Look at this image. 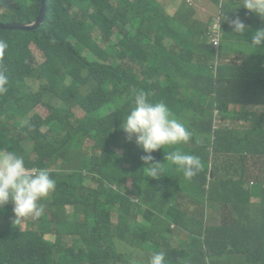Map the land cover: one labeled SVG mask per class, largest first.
Returning <instances> with one entry per match:
<instances>
[{"label":"trees","instance_id":"16d2710c","mask_svg":"<svg viewBox=\"0 0 264 264\" xmlns=\"http://www.w3.org/2000/svg\"><path fill=\"white\" fill-rule=\"evenodd\" d=\"M45 1L46 19L39 28L0 27V40L8 44L0 56L8 78L7 91L0 94V149L15 151L28 165L52 169L58 189L38 219L15 221L13 204L0 205V264H147L162 250L165 264H212L193 256L191 230L178 229L188 234L185 249L174 245L169 220L183 226L173 201L186 183L172 168L164 173L168 179L147 176L141 159L147 153L121 128L134 97L118 88L147 89L195 135L193 150L203 157V171L187 185L196 201L250 205L253 191L244 189L235 162L253 156L264 163V109H248L264 106V44L250 46L264 20L240 6L242 0H211L222 27L215 45L209 26L187 2L169 14L157 0L152 6L147 0ZM42 2L0 0V23H32ZM141 3L147 14H142L143 30H137V16L128 11ZM152 10L169 17L163 21ZM237 16L249 26L243 34H233L228 22ZM33 44L43 52V62ZM233 50L240 55L226 61ZM232 104L242 109H231ZM38 106L48 114L39 113ZM216 112L225 120L250 121L252 128L213 134ZM223 157L228 167L222 168ZM211 159L215 174L208 178ZM249 211L241 213L249 216ZM216 240L225 253L237 249L248 253L252 264H264L259 261L264 211L254 210Z\"/></svg>","mask_w":264,"mask_h":264},{"label":"clouds","instance_id":"9594fccd","mask_svg":"<svg viewBox=\"0 0 264 264\" xmlns=\"http://www.w3.org/2000/svg\"><path fill=\"white\" fill-rule=\"evenodd\" d=\"M157 1L167 11L163 4L159 0ZM240 6L248 9L250 12H255L264 20V0H242ZM216 17L219 18L218 15H216ZM225 19H227V17L224 16L223 20ZM212 21H215V17L212 18ZM228 22L232 27L233 34H243L249 28L239 16ZM219 26L222 28L221 21L219 22ZM209 28L211 32H214V27L209 26ZM262 44H264V27L258 28L252 34V43L250 46L255 48ZM7 47V42L0 40V56H3ZM7 83V76L4 74V71L0 69V94L7 91ZM150 95H152L151 92L148 93L143 89L133 93L134 99L132 106L128 113L126 115L124 114L121 128L126 134V139L128 141L134 140L136 145L141 148L144 153H147V155L141 157L145 162L144 164L147 166V176H150L154 180L168 179V177L164 175L168 168L175 169L180 173L181 178L186 184L179 187L173 203L176 207V213L180 215L184 225L191 219V214L182 209L180 203L181 201L190 199L189 204L195 206L197 201L194 196L193 187L187 184L193 183L203 171V157L193 150L195 135L192 134L183 123L173 118L170 109L164 101H161V98ZM230 107L231 109H242L241 105L232 104ZM256 108L264 109V106L254 105L248 107L250 110H255ZM217 115L218 112L213 115V134L222 128H227L228 133H238L252 128V123L250 121H232L221 118L225 123L222 127L216 129L215 118ZM227 121L249 122L250 127L242 130H230L226 123ZM154 151L157 152L151 155ZM251 159L262 162V165L258 168L260 176L249 182L251 178V169L248 162ZM235 164L239 168L241 179L244 181V189L253 191V195L250 199L251 204H260L262 199L261 192L264 190L263 161L257 157L249 156L245 162L236 161ZM221 165L222 168H225L230 165V162L223 157ZM212 174L215 173L213 170V161L211 159L207 175ZM57 189L58 180L53 174L52 169L28 165V163H25L22 155L17 154L15 151L0 149V205H5L9 202L13 204V212L16 217L15 221L26 217H31L33 219L43 217L42 215L44 214L45 207H47L48 201L53 198ZM181 193L186 197H180ZM256 196H259L260 199L258 202H253L252 199ZM169 223L172 232H174L172 228L174 224L178 229L182 227L173 219L169 220ZM166 253L165 250L156 252L150 257L147 264H165Z\"/></svg>","mask_w":264,"mask_h":264},{"label":"rangeland","instance_id":"374dc122","mask_svg":"<svg viewBox=\"0 0 264 264\" xmlns=\"http://www.w3.org/2000/svg\"><path fill=\"white\" fill-rule=\"evenodd\" d=\"M149 2V5H156V2L154 0H147ZM163 6L167 9V11L171 14H174L178 8V6L184 2H187L188 4H191L192 6H194L197 10V16L202 19L204 22H206V24L208 26H212V27H216L217 31H220V26L218 25V23L216 22L218 20V18L216 17V15H218V11H217V7L218 5H216L214 2H212L211 0H159ZM226 0H223V2H225ZM152 12L156 15L159 16L163 21H166L167 18L169 17V15L164 12V10H161L160 12H156L154 10H152ZM129 16H133L134 14H136L137 17L133 18V21L136 22L137 24H134L135 28L137 30H143V21H144V17H142V14H147V11L145 9V6L143 3H141L139 6H131L130 5V9L128 11ZM215 17V21H212L211 18ZM32 50L35 54L36 59L38 60V62H43L45 60V56L43 54V52L36 46V45H32ZM239 52L236 50H233L232 54L226 56V61H228L229 59H232L234 57L239 56ZM118 90H121L122 92L129 94V95H133V93L135 92L134 90H131L130 88H125V87H119ZM144 91L150 93L147 89H144ZM153 96V95H150ZM125 105H131V103H127ZM259 109V108H256ZM39 113H41L42 115L46 116L48 114L47 109L44 106H38L36 109ZM76 114L78 116H83L85 113L84 111L77 107L75 109ZM224 121L221 119V117L219 115L216 116L215 118V128L218 129L219 127H222L224 125ZM229 129L230 130H242V129H248L250 127L249 122H231V121H227L226 122ZM248 165L250 167V176L251 178L249 179V182L252 180L257 179L260 175L258 173V168L262 165V162L260 161H255L253 159H251L248 162ZM214 174L212 175H207L208 178H213ZM210 187V185H208ZM262 197H264V190L261 192ZM180 197H186L184 194H180ZM190 199H187L186 201H181L180 203V207L184 210H186L189 214L192 213V208L193 206L189 204ZM68 210H71V208L69 207ZM174 232H175V238H174V245L178 246L180 248V250L185 249L182 244L180 243L179 240L182 241H186L188 240L187 234L184 231H179L178 228L175 226H172ZM47 237L49 238H54L53 235H48ZM166 248L169 247V243L167 242L165 245ZM193 256H197V255H193ZM251 256L248 253H244L242 251H239L237 249H232V253L229 254V258L232 260V264H244V263H248V264H252V262L248 261L247 259H249ZM181 260L185 261L184 257L181 256ZM261 262L264 263V255L261 257V259L259 260Z\"/></svg>","mask_w":264,"mask_h":264},{"label":"crops","instance_id":"0c3cea01","mask_svg":"<svg viewBox=\"0 0 264 264\" xmlns=\"http://www.w3.org/2000/svg\"><path fill=\"white\" fill-rule=\"evenodd\" d=\"M259 196L254 197L253 202H258ZM246 207L250 209L249 216H243L241 213V210ZM254 210L264 211L263 203L249 205L241 202L231 204L221 201L211 202L208 199L197 201L192 208L191 219L180 229L191 230L195 255H202L207 262L211 260L212 264H229L231 260L229 254L225 253L223 246L217 242V234L223 232L230 225L248 219ZM187 241L189 238L180 242L184 248L183 243ZM187 264L193 263L188 260Z\"/></svg>","mask_w":264,"mask_h":264},{"label":"water","instance_id":"95a60500","mask_svg":"<svg viewBox=\"0 0 264 264\" xmlns=\"http://www.w3.org/2000/svg\"><path fill=\"white\" fill-rule=\"evenodd\" d=\"M45 8H46V2L43 0L42 2V8L41 13L37 20L31 24H24V23H0V27L5 29H22V30H34L38 27H40L44 21H45Z\"/></svg>","mask_w":264,"mask_h":264},{"label":"built area","instance_id":"2783aa9c","mask_svg":"<svg viewBox=\"0 0 264 264\" xmlns=\"http://www.w3.org/2000/svg\"><path fill=\"white\" fill-rule=\"evenodd\" d=\"M219 25V22H220V18H218V20L216 21ZM215 39H214V44L217 45L218 44V39L217 37L220 35V31H217L216 27H214V32H212Z\"/></svg>","mask_w":264,"mask_h":264}]
</instances>
